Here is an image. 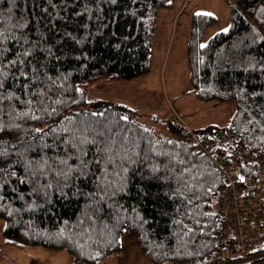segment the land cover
Masks as SVG:
<instances>
[{"label": "trees", "instance_id": "obj_1", "mask_svg": "<svg viewBox=\"0 0 264 264\" xmlns=\"http://www.w3.org/2000/svg\"><path fill=\"white\" fill-rule=\"evenodd\" d=\"M173 1L0 0L6 243L64 249L78 263L98 264L131 232L155 264H213L222 174L213 156L194 150L191 133H216L223 149L264 156V0H232L227 31L205 43L216 18L190 17L191 89L235 104L221 130L171 124L159 133L128 105L86 93L101 78L148 70L158 10Z\"/></svg>", "mask_w": 264, "mask_h": 264}, {"label": "rangeland", "instance_id": "obj_2", "mask_svg": "<svg viewBox=\"0 0 264 264\" xmlns=\"http://www.w3.org/2000/svg\"><path fill=\"white\" fill-rule=\"evenodd\" d=\"M232 0H174L157 13L148 70L132 79L101 78L86 88L90 100L104 99L128 105L140 120L157 132L169 133L171 124L187 129L221 130L235 110L233 101L199 98L191 89L187 62L188 18L194 13L216 19L203 32L202 43L228 29ZM0 219V264H81L64 249L40 244L4 245ZM98 264H155L139 246L135 236H120V249Z\"/></svg>", "mask_w": 264, "mask_h": 264}, {"label": "built area", "instance_id": "obj_3", "mask_svg": "<svg viewBox=\"0 0 264 264\" xmlns=\"http://www.w3.org/2000/svg\"><path fill=\"white\" fill-rule=\"evenodd\" d=\"M191 137L194 150L213 156L222 174L215 206L220 246L213 264H264V156L223 149L216 133Z\"/></svg>", "mask_w": 264, "mask_h": 264}, {"label": "crops", "instance_id": "obj_4", "mask_svg": "<svg viewBox=\"0 0 264 264\" xmlns=\"http://www.w3.org/2000/svg\"><path fill=\"white\" fill-rule=\"evenodd\" d=\"M188 22L190 23V18H188ZM3 225H4V223H3ZM2 229H3V226H2ZM2 229H1V232H2ZM2 242H3L4 245H9V246H10V245H12V246H13V245H16V244H14V243H6V242L4 241L3 235H2Z\"/></svg>", "mask_w": 264, "mask_h": 264}, {"label": "snow or ice", "instance_id": "obj_5", "mask_svg": "<svg viewBox=\"0 0 264 264\" xmlns=\"http://www.w3.org/2000/svg\"><path fill=\"white\" fill-rule=\"evenodd\" d=\"M224 31H227V29H224ZM201 47H203V45H201ZM242 179V178H241Z\"/></svg>", "mask_w": 264, "mask_h": 264}, {"label": "bare ground", "instance_id": "obj_6", "mask_svg": "<svg viewBox=\"0 0 264 264\" xmlns=\"http://www.w3.org/2000/svg\"><path fill=\"white\" fill-rule=\"evenodd\" d=\"M187 129V128H186ZM188 130V129H187ZM191 130V129H190Z\"/></svg>", "mask_w": 264, "mask_h": 264}]
</instances>
